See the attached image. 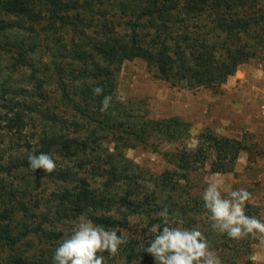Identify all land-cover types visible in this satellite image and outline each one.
<instances>
[{"label": "trees", "instance_id": "trees-1", "mask_svg": "<svg viewBox=\"0 0 264 264\" xmlns=\"http://www.w3.org/2000/svg\"><path fill=\"white\" fill-rule=\"evenodd\" d=\"M142 1L145 3L140 7V14L130 9ZM94 2L102 3V38L96 40L86 33L93 18ZM107 4L104 0H0V66L5 62L0 72H9L0 85L1 91L6 96L23 97L18 102L11 99L12 111L5 117H11L10 122L14 119L22 122L30 110L38 114L43 127L40 125L37 135L36 154L44 151L62 157L82 156L79 161H83L86 154L101 146L97 139L83 135L89 127L95 129L94 136L102 131L103 138H112L114 154L105 155L106 168L102 174L106 179L102 192L96 193L87 178L76 172L75 179L69 171L49 175L76 182L74 192L66 193L70 206L78 214L85 213L95 223L109 228L129 227L126 219L91 216V212L98 210L107 212L112 202L120 208L134 210L133 213L140 209L148 228L162 223L153 214H159L164 207L168 208L170 217L176 219L175 213H178L184 221L179 226L175 221L171 226L191 229L195 218L202 217L198 229L222 264H252L253 245L260 233L237 240L213 229L211 213L202 199L205 183L186 184V181L191 180V173L204 169L209 159L210 173L232 172L240 152L247 151L250 161L254 143L247 141L245 135L242 139L230 138L205 128L198 135L194 149L183 146L164 152L175 168L163 171L154 185L159 189L158 194L168 191L166 197L157 203L154 191L148 190L143 200L134 201L131 196L137 193L136 182L147 179L133 171L122 151L142 145L157 152L164 142L186 138L189 129L179 117L153 118L142 106L121 101L117 90L123 63L134 58L144 59L152 76L172 87L221 86L241 64L253 58L261 60L264 67V0L120 1L119 6L128 14V19L148 22L147 25L118 23L119 15L116 11L111 13ZM178 16L183 18L177 26L172 18ZM186 18L194 22L186 23ZM115 26L118 29L130 26L131 32L119 33ZM14 32H20L22 37L11 41L9 36ZM24 71L29 72L26 84L12 83L13 74L26 75ZM51 83L53 91L44 88ZM96 86L103 88L99 96L93 94ZM105 95L112 96V106L102 112L101 101ZM34 96L42 103L29 99ZM71 125L77 127L73 135L67 131ZM55 126L57 130L53 129ZM79 127H83L82 134ZM86 164H90V159ZM3 165L0 163L1 168ZM23 165L27 167L28 162L24 161ZM130 180H135L134 184ZM121 181L127 187L117 198V185ZM64 205L65 202L60 206L61 211ZM246 214L261 219L257 206L249 202H246ZM153 238L152 235L142 240L132 238L127 246L128 260L135 264H156L154 257L144 251ZM25 261L17 258V264H29Z\"/></svg>", "mask_w": 264, "mask_h": 264}, {"label": "rangeland", "instance_id": "rangeland-1", "mask_svg": "<svg viewBox=\"0 0 264 264\" xmlns=\"http://www.w3.org/2000/svg\"><path fill=\"white\" fill-rule=\"evenodd\" d=\"M79 1L81 2L82 0ZM104 1L108 3L106 7L111 13L116 11L117 15H119L118 23H127L128 21L130 24H149L148 22L142 23L137 20L128 19V14H124L123 7L119 6L121 0ZM122 1L127 2V0ZM129 1L137 2L140 0ZM96 3L94 2L91 5V7L93 6L94 13L89 23L90 28L86 31L90 35V38L95 40L102 38V3L101 5ZM143 3L145 2L142 1L141 5L136 4L130 9L140 14V7H144ZM111 5L113 6L110 7ZM182 18V16H178L177 19L172 18V21L175 20L174 24L178 26L182 24ZM185 22L193 23L194 20L186 18ZM124 28L118 29L115 26V29L119 33L131 32L130 26H125ZM81 29L83 28L81 27ZM137 31H140L139 28ZM19 37H22L20 32L17 34L14 32L12 37L9 36L11 41L17 40ZM3 63L0 67L4 68L5 62ZM246 66L264 71L262 61L253 58L241 64L232 75L240 67ZM24 72L26 75L15 72L12 83L24 86L27 80L26 77L29 74L27 71ZM7 76H9L7 70L0 72V85ZM250 77L253 80H264L258 74ZM6 84L8 85V82ZM46 87L53 91L54 86L52 83L50 86H44V88ZM1 89L2 87L0 86V163L4 165L3 168L0 167V264H17L18 257H21L24 261L26 260L25 262H29V264H53L52 257L55 249L64 239L70 236L80 214L72 209L69 202L70 197L66 193L68 190L74 192L72 188L76 182H73L74 180L69 178L63 181L49 175L51 173L60 174L69 171L70 177L75 179L76 172L79 176L84 175L89 182L90 188L95 190L96 193H100L103 189V181L106 179V176L102 174V170L106 168L104 164L105 155L107 153L114 154V144L112 138H103L102 131H97V134L94 136L95 129L89 127V130L84 132L83 135L91 139H97L101 146L99 149L95 148L89 155L86 154L83 161H79L82 156H78V158L62 157L58 153H52L50 156H52L57 165L53 172L47 173L43 169L36 172L28 166L25 167L23 163L27 161V155L34 153L37 146V135L39 134V130H41L40 125L42 124L38 121L39 116L34 110H30L22 122L16 119L10 122L11 117H5V115L10 114V111H12L10 106L11 99L14 102H18L23 100V97L18 94L6 96ZM226 93L227 90L224 88V84L213 88L172 87L169 83L154 78L148 71L146 61L142 58H134L123 63L118 76V98L123 102L130 101L135 105L142 106L143 109L148 110L150 116L153 118L167 119L173 116L179 117L188 124L189 129L186 138L181 141L164 142L160 145L157 152L142 145H138L135 148H126L122 151L123 156L131 162L133 171L136 174L142 173L143 177L148 180H138L136 182L135 189L137 193L131 196L132 200H143L148 190L150 192L154 191L157 203H160L166 197L168 191L164 194H158L159 189H155L154 185L158 182L157 176L163 171L175 168L168 161V158L164 156V152L172 151L175 147L195 148L198 135L205 128H210L208 125H205L204 127L202 126V130H198L200 121H197L195 117H225L230 115L231 113H228V107L224 103V95ZM29 99L33 102L40 101L35 96ZM39 103L42 102L40 101ZM248 109L251 110V116L259 115L260 117H264V99L252 107L245 106L244 112L249 111ZM245 114L243 113V116ZM76 128V126L71 125L67 131L73 135L75 134L73 131ZM82 128H80L81 134L83 132ZM53 129L57 130V127L55 126ZM100 137L102 139L99 140ZM245 137L247 141L255 145L250 159V162H254L255 165L248 164L247 167L252 170L244 172L246 177L242 179L241 175L240 178L242 180L231 186V188L228 180L230 176L227 173L232 172L219 173V176L224 179L222 195L227 197L232 190L247 189L252 194L251 199L247 202L257 206L261 220H264V205L260 203V200L264 197V167L259 173H257L258 167L257 170H253L258 165V160H263L264 151L262 146L255 142L253 134L247 132L245 133ZM210 158L212 159L213 157L211 156ZM88 159H90V164L85 165ZM117 160L114 159V161ZM210 161L209 159L205 163V168L201 171L191 173V180H187L186 184L189 182H201L205 183L207 187L208 183L217 176V174L209 172ZM80 164L83 166H79ZM118 167H121V165ZM130 181L132 184L135 182V180ZM182 183L184 184L185 182L182 181ZM117 186H119L118 192L116 191L118 198L127 185L125 181H121ZM64 202L65 205L63 207L65 209L61 211L60 206ZM112 203L113 206L107 212L98 210L91 212V216L105 215L121 221L126 219L129 225L128 228L122 226L120 228H105L110 230L115 229L119 236H126L127 243L121 245L115 255H110L108 252H104L102 255L105 257L106 264H135V262H131L127 258L128 243L132 238L142 240L147 236L152 235L154 237V234L149 231V226H147L145 219L146 216L140 212V209H138L139 212L133 213L134 210L132 211L124 206L120 208L116 202ZM177 214L175 213L177 217L175 221L179 223V226L182 219ZM64 215L66 216L64 217ZM153 216L159 217L157 213L153 214ZM190 218L193 217L190 216ZM202 219V217L195 218V228L200 227L203 222ZM91 220L95 223L93 219Z\"/></svg>", "mask_w": 264, "mask_h": 264}, {"label": "clouds", "instance_id": "clouds-1", "mask_svg": "<svg viewBox=\"0 0 264 264\" xmlns=\"http://www.w3.org/2000/svg\"><path fill=\"white\" fill-rule=\"evenodd\" d=\"M103 88L96 86L94 95H101ZM112 106V96L105 95L101 101V111ZM28 167L36 171L43 169L53 172L57 165L47 153H29ZM224 179L217 174L203 191L205 208L211 213L212 227L230 238L243 239L257 233L264 234V220L246 214V202L251 193L240 188L232 190L227 197L222 195ZM162 223L152 224L149 231L154 234L149 246L144 249L151 254L156 264H222L219 255L212 250L210 242L198 228L171 226L175 218L170 217L164 207L159 212ZM127 243L126 236H119L115 229H107L94 223L87 214L78 217L70 236L62 241L53 254V264H106L102 255H115L121 245Z\"/></svg>", "mask_w": 264, "mask_h": 264}, {"label": "crops", "instance_id": "crops-1", "mask_svg": "<svg viewBox=\"0 0 264 264\" xmlns=\"http://www.w3.org/2000/svg\"><path fill=\"white\" fill-rule=\"evenodd\" d=\"M256 74L260 78H264V71L247 66L240 67L234 75L229 76L224 83V88L227 90L224 95V103L228 107V113L231 114L225 117H195L197 121H200L198 130H202V126L208 125L219 135L236 139H242L245 133L249 132L253 134L255 142L262 146L264 151V117L251 116L249 109L244 112L245 106L252 107L264 99V80H253L250 77ZM243 113L246 114L243 116ZM248 157L247 151L240 152L232 173H227L230 176L228 177L230 188L246 177L244 172L252 170L247 167L248 164L255 165L254 162L248 160ZM262 159V161L259 159L258 165L253 168V170H257L258 167L257 173L263 170L264 158L262 157ZM260 203L264 205V197ZM252 264H264V234H260L258 242L253 245Z\"/></svg>", "mask_w": 264, "mask_h": 264}]
</instances>
